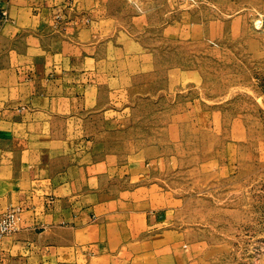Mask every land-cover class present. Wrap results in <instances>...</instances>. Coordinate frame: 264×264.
Wrapping results in <instances>:
<instances>
[{
  "label": "crops",
  "instance_id": "1",
  "mask_svg": "<svg viewBox=\"0 0 264 264\" xmlns=\"http://www.w3.org/2000/svg\"><path fill=\"white\" fill-rule=\"evenodd\" d=\"M113 1L0 0V213L20 207L0 264H134L146 244L169 247L171 264L200 252L178 222L183 193L164 185L162 141L133 139L131 158L114 156L111 137L134 130L136 100L167 93L143 74L141 51L119 52ZM195 114L206 128L209 112Z\"/></svg>",
  "mask_w": 264,
  "mask_h": 264
},
{
  "label": "rangeland",
  "instance_id": "2",
  "mask_svg": "<svg viewBox=\"0 0 264 264\" xmlns=\"http://www.w3.org/2000/svg\"><path fill=\"white\" fill-rule=\"evenodd\" d=\"M111 4L120 15L119 52L141 51L143 74L155 77V93H167L157 103L136 100L134 130L111 137L115 158H131L133 139L162 141L164 185L183 193L177 216L190 229L186 242H200L187 264H264V0ZM171 68L192 74L165 81ZM199 107L210 114L206 128L198 127ZM168 255L164 244H146L134 264H171Z\"/></svg>",
  "mask_w": 264,
  "mask_h": 264
},
{
  "label": "built area",
  "instance_id": "3",
  "mask_svg": "<svg viewBox=\"0 0 264 264\" xmlns=\"http://www.w3.org/2000/svg\"><path fill=\"white\" fill-rule=\"evenodd\" d=\"M8 19L5 6L0 3V24ZM20 207L10 206L0 213V239L4 235L14 231L19 219Z\"/></svg>",
  "mask_w": 264,
  "mask_h": 264
}]
</instances>
